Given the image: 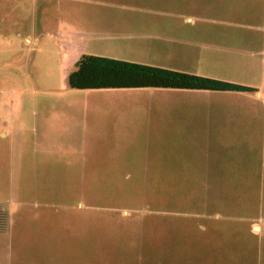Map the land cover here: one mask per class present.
Here are the masks:
<instances>
[{
  "label": "rangeland",
  "instance_id": "rangeland-1",
  "mask_svg": "<svg viewBox=\"0 0 264 264\" xmlns=\"http://www.w3.org/2000/svg\"><path fill=\"white\" fill-rule=\"evenodd\" d=\"M42 1L0 0V90L13 92L18 100L15 109H22L25 121L33 100H52L49 92L68 88L57 52L63 25L69 28V22L60 19V0H47L48 20H41ZM94 1L100 14L120 16L130 6L140 7L144 15L178 9L170 0ZM196 1L187 10L179 7L192 20L177 21L187 32L181 39L189 41V56L194 58L172 62L176 68L169 69L256 89L216 94L225 96L228 107L241 111L234 126H228V133L235 135L228 141L236 148L220 159L237 161L228 169L230 174L259 180H187L205 172L200 164L206 159L188 149L128 150L124 156L90 157L88 164H96L86 170L88 177L96 179L90 181L75 179L84 172L80 169L86 159L74 150H61L60 157L37 150L32 162L25 156L19 161L15 153L7 152L0 169V206L12 212L10 221L23 215L27 221H47L50 226L60 222L66 226L67 238L57 248L52 244L51 252L59 249L60 253L49 260L40 254L30 255L32 261L1 255L0 264H203L201 255L185 250L190 242L213 235L253 236L248 233L252 222L262 227L256 235L264 237V180H260L264 177V0H237L236 11L231 10L233 0L208 5L209 9ZM164 21L152 23H168ZM96 24L100 31H119L123 22ZM39 48L42 51H36ZM21 99L27 100L23 108ZM43 159L50 168L42 170L45 173L40 172ZM54 160L59 161L55 166ZM108 176L112 179L97 180ZM21 207L25 213L17 214ZM31 245L38 252L39 244Z\"/></svg>",
  "mask_w": 264,
  "mask_h": 264
},
{
  "label": "crops",
  "instance_id": "crops-1",
  "mask_svg": "<svg viewBox=\"0 0 264 264\" xmlns=\"http://www.w3.org/2000/svg\"><path fill=\"white\" fill-rule=\"evenodd\" d=\"M200 1L204 9H209L211 5H220L223 0ZM236 1L233 0L232 11L237 9ZM196 2L170 0V4L178 8L176 11L149 15L141 14L140 7L130 6L128 12L120 16L105 11L100 14L94 0H60L57 11L61 20L69 22V28L63 25L64 35L59 37L57 64L63 74L68 75L80 55L90 54L175 69L172 62L194 58L193 54L189 56V41L181 39L187 32L180 28L177 21H191L193 17L190 13L179 11V7L184 6L182 10H187L189 5ZM49 4V1L43 0L39 8L43 21L48 20ZM164 20L168 23L158 26L152 23ZM98 21H121L123 24L119 28L122 27V30L100 31L96 24ZM153 25L154 28L151 27ZM170 62L171 65H168ZM66 87L61 92H49L52 100H33L26 121L22 109H15L18 100L13 92L0 90V169L7 152L15 153L19 161L25 156L27 162H32L37 150L44 154L54 152L57 157H60L61 150H74L86 159L81 164L84 168L80 169L84 172L78 173L75 179L90 181L96 180L87 176L89 173L86 170L96 167L95 163L88 164L90 157L101 154L124 156L128 150L188 149L206 159L200 164L205 172L186 177L187 180H259L254 176L230 174L228 169L235 167L237 161L220 159L236 148L228 141L235 139V135L228 133V126H234L241 111L228 107L225 96H218L217 91L164 87L78 89L70 88L68 84ZM24 101L27 100H20V108L24 107ZM39 163L41 173L50 169L45 159ZM56 163L59 161L51 162L54 166ZM171 179L181 180V177ZM260 180H264V177ZM2 209L6 213V221L0 227V257L15 255L17 260L32 261L34 257L30 255L40 254L43 259L49 260L52 255L60 253L59 249H53V252L50 249L52 244L57 248L59 242L66 241L65 224L63 227L62 223L54 222L50 226L47 221H27L23 215L10 221L12 212L9 213L4 207ZM16 213L24 214L25 208H18ZM249 227L248 233L253 236L213 235L190 242V248L185 250L188 254L201 255L203 264H254L256 260L264 264V237L256 235L262 233V227L255 222ZM33 243L39 244L38 252L34 251L36 247H31Z\"/></svg>",
  "mask_w": 264,
  "mask_h": 264
},
{
  "label": "trees",
  "instance_id": "trees-1",
  "mask_svg": "<svg viewBox=\"0 0 264 264\" xmlns=\"http://www.w3.org/2000/svg\"><path fill=\"white\" fill-rule=\"evenodd\" d=\"M70 88L164 87L253 92L255 88L178 70L105 56L82 54L67 75ZM6 213L0 206V227Z\"/></svg>",
  "mask_w": 264,
  "mask_h": 264
}]
</instances>
